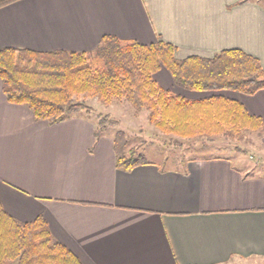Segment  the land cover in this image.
I'll list each match as a JSON object with an SVG mask.
<instances>
[{
	"label": "crops",
	"instance_id": "1",
	"mask_svg": "<svg viewBox=\"0 0 264 264\" xmlns=\"http://www.w3.org/2000/svg\"><path fill=\"white\" fill-rule=\"evenodd\" d=\"M107 35L164 41L178 60L240 50L264 69V5L256 0H17L0 7V50L90 52ZM169 76L160 70L155 80L172 91ZM222 95L264 124V91ZM95 130L86 117L36 121L27 107L8 103L0 80L2 209L21 223L43 218L80 264L264 259V165L250 171L228 157L198 156L174 169L148 162L127 172L116 167L113 141L96 139Z\"/></svg>",
	"mask_w": 264,
	"mask_h": 264
},
{
	"label": "trees",
	"instance_id": "2",
	"mask_svg": "<svg viewBox=\"0 0 264 264\" xmlns=\"http://www.w3.org/2000/svg\"><path fill=\"white\" fill-rule=\"evenodd\" d=\"M17 0H0V7ZM255 1V0H254ZM257 1V0H256ZM173 45L158 40L149 45L104 36L90 52L38 53L0 50V80L8 103L27 107L36 121L63 122L71 114L92 109L87 99L110 107L127 104L145 111L155 130L175 140H239L244 133L264 130L261 119L250 115L221 91L246 96L264 91V69L240 50H223L211 58H175ZM164 68L173 84L187 92L210 93L188 99L163 89L155 75ZM99 137L116 122L99 115ZM176 142V141H175ZM116 153V167L131 171L146 164L137 149ZM80 264L50 234L44 219L21 223L0 205V264Z\"/></svg>",
	"mask_w": 264,
	"mask_h": 264
},
{
	"label": "rangeland",
	"instance_id": "3",
	"mask_svg": "<svg viewBox=\"0 0 264 264\" xmlns=\"http://www.w3.org/2000/svg\"><path fill=\"white\" fill-rule=\"evenodd\" d=\"M257 1L264 5V0ZM161 71H164L169 76L164 68ZM169 78L171 79L170 76ZM172 92L185 96L183 93L187 91L176 87L172 83ZM223 93L230 92L221 91L218 94L222 95ZM85 104L92 109L91 113L79 111L71 114V116L86 117L96 127L100 121L99 115L107 116L116 122V126L106 128L100 134L101 137L110 138L113 143L117 142L118 151L126 154H128L130 149H137V156H141L146 161L158 164L166 169H174L180 161L198 156L205 158L215 156L228 157L250 171H255L254 167L264 165V151L260 150L261 138L264 135L263 130L244 133L239 140L227 138L196 141L175 140L161 134L149 125L145 111L137 114L124 103H114L110 107H106L90 99H87ZM234 154L241 155L244 165L238 161ZM241 264H264V259L243 262Z\"/></svg>",
	"mask_w": 264,
	"mask_h": 264
}]
</instances>
